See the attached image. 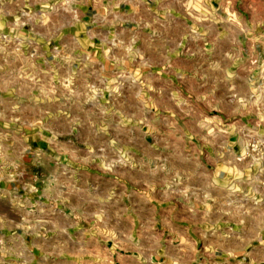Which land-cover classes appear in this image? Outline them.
Returning a JSON list of instances; mask_svg holds the SVG:
<instances>
[{"label":"rangeland","instance_id":"374dc122","mask_svg":"<svg viewBox=\"0 0 264 264\" xmlns=\"http://www.w3.org/2000/svg\"><path fill=\"white\" fill-rule=\"evenodd\" d=\"M160 11L118 30L122 67L111 76L122 83L101 100L64 104L62 86L50 82V98L60 100L24 104V123L50 136L29 139L42 150L39 184L24 198L23 229L0 264H176L156 227L170 220L158 216L174 192L176 170L166 163L190 173L192 160L225 156L230 168L214 175L230 182L232 223L240 208L260 199L264 208V0H168ZM49 30L0 22V49L41 48L36 38ZM126 50L135 54L129 72ZM223 130L231 134L224 155Z\"/></svg>","mask_w":264,"mask_h":264},{"label":"crops","instance_id":"0c3cea01","mask_svg":"<svg viewBox=\"0 0 264 264\" xmlns=\"http://www.w3.org/2000/svg\"><path fill=\"white\" fill-rule=\"evenodd\" d=\"M167 6L168 0H0V22L50 26L47 36H36L46 42L41 48L29 53L0 49V258L23 229L26 194L39 184L42 150L29 139L50 136V129L24 123V104L50 105V100H60L54 95L50 98V82L52 88L56 83L62 86L64 104L66 100H101L103 89L122 83L111 76L122 67L117 61L122 52L115 48L118 30L155 13L161 17L160 10L166 11ZM125 53L123 70L129 72L134 70L135 54L133 50ZM28 55L31 64L26 65ZM141 55L143 72L150 74V55L145 51ZM142 87L150 88V80H143ZM40 89H46L47 94L39 96ZM47 114L50 116V111ZM222 135L228 138L221 147L224 155L230 151L231 134L223 130ZM224 157L221 163L192 160L187 166L190 173L179 171L183 164L166 163L176 170L169 183L174 192L170 188L165 193L167 207L158 216L170 220L156 227L165 238L162 248L176 250V264H264L262 200L256 199L254 207L240 208L239 220L232 223L230 182L214 175L218 166L230 168ZM216 184L221 185L217 195Z\"/></svg>","mask_w":264,"mask_h":264}]
</instances>
